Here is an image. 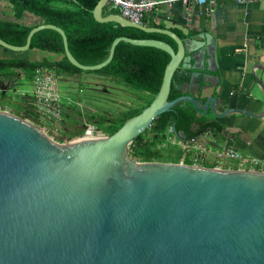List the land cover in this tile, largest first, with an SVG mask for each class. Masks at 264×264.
<instances>
[{
	"label": "water",
	"instance_id": "1",
	"mask_svg": "<svg viewBox=\"0 0 264 264\" xmlns=\"http://www.w3.org/2000/svg\"><path fill=\"white\" fill-rule=\"evenodd\" d=\"M109 2L96 4V22L165 35L176 50L159 40L118 37L103 62L83 66L69 52L64 31L51 24L32 28L23 46L0 39V47L25 52L35 33L55 31L68 62L82 71L105 67L119 42L170 56L150 104L110 136L63 138L0 109V264H264V174L135 162L128 156L132 141L179 103L219 119L253 114L217 113L213 97L202 103L186 94L168 101L175 72L195 68L187 39L130 22L115 5L118 13L104 16ZM0 89L4 93L7 86L0 82Z\"/></svg>",
	"mask_w": 264,
	"mask_h": 264
},
{
	"label": "trees",
	"instance_id": "2",
	"mask_svg": "<svg viewBox=\"0 0 264 264\" xmlns=\"http://www.w3.org/2000/svg\"><path fill=\"white\" fill-rule=\"evenodd\" d=\"M11 5L12 19L0 17V39L13 46H23L30 30L39 24H25L18 22L25 15H31L41 20L40 24H51L62 29L67 38L69 52L73 58L83 66L97 65L103 62L109 53L114 39L127 37L131 39H152L169 44L176 50L175 42L169 37L157 33H144L134 28L122 27L114 23H98L94 20L92 11L99 0H5ZM146 24V20H143ZM149 27L164 29L163 26L148 23ZM175 33L182 41L193 36L183 34L180 30L168 29ZM36 49L62 55L58 61H30L24 58L0 59V81L9 83L15 71H22L25 78L31 80L37 70L53 71L57 75L77 76L82 73L95 74L119 81L135 90L150 95L141 108L124 112L120 117L111 121L107 128V136L113 135L124 122L138 115L147 107L159 91L163 73L170 61L165 52L151 47L133 46L119 42L112 60L97 71H82L72 66L64 56L61 36L52 30H41L35 33L30 42L29 50ZM192 70L179 69L172 78L168 101L186 95L183 86L190 81ZM9 87V86H8ZM7 92V91H6ZM6 92L0 89V99H4ZM204 102V100H202ZM30 111V110H29ZM20 114L19 112H14ZM89 122L93 116H87ZM169 128L182 133L183 141L199 139L208 133H223L224 126L220 124L210 112L200 114L189 102H182L170 111L159 115L151 126L144 132H150L151 138H144V133L137 136L129 145L128 156L134 161L154 162L160 160L158 149L153 148L155 142L164 137ZM82 130L72 133L65 132L66 138H77ZM174 133V132H173ZM181 152L175 161H179ZM177 161V163H178ZM187 163H189L187 161Z\"/></svg>",
	"mask_w": 264,
	"mask_h": 264
},
{
	"label": "crops",
	"instance_id": "3",
	"mask_svg": "<svg viewBox=\"0 0 264 264\" xmlns=\"http://www.w3.org/2000/svg\"><path fill=\"white\" fill-rule=\"evenodd\" d=\"M214 1L213 12L208 11L207 5L196 3H163L145 16V23L193 34L186 40L187 56L194 58L192 73L197 75L184 85L186 94L202 103L208 97L215 98L217 113L237 109L253 114L232 113L216 118L224 132L205 134L198 141L211 144L213 151L230 147L264 160V1ZM112 6L110 1L103 10L104 16L118 13ZM61 58L55 54L48 61Z\"/></svg>",
	"mask_w": 264,
	"mask_h": 264
},
{
	"label": "rangeland",
	"instance_id": "4",
	"mask_svg": "<svg viewBox=\"0 0 264 264\" xmlns=\"http://www.w3.org/2000/svg\"><path fill=\"white\" fill-rule=\"evenodd\" d=\"M0 17L12 19L11 5L5 0H0ZM18 22L40 25L41 20L27 14ZM0 52L1 58H24L30 61L55 58V54L51 52L36 49L12 52L0 47ZM45 71L47 70L41 71L40 74H44ZM56 76L58 77L56 91L60 96L59 108L62 116L59 123L56 122L54 125L43 116L29 111L30 98L27 95H25L27 97L22 96V93H29L32 86L22 71H15L10 85L6 83L8 84L7 92L5 98L0 99V109L19 112L59 137L66 138L64 133L68 131L71 134L79 130L84 131L85 124H92L96 129L97 136H107L106 130L111 125V121L120 117L124 112L143 107L150 99V95L145 92L135 90L111 78L96 77L95 74L82 73L77 76L56 74ZM87 116H93L94 120L89 122ZM144 138H151V133H144ZM153 148L158 149L161 155V159L154 162L177 164L178 160L174 159L178 156L179 148L176 139L168 131L164 137L155 142Z\"/></svg>",
	"mask_w": 264,
	"mask_h": 264
},
{
	"label": "built area",
	"instance_id": "5",
	"mask_svg": "<svg viewBox=\"0 0 264 264\" xmlns=\"http://www.w3.org/2000/svg\"><path fill=\"white\" fill-rule=\"evenodd\" d=\"M113 5L120 10V15L130 22L147 26L143 20L145 16L152 12L161 4H172L180 2L188 6L190 3L199 5H207L209 12H213L216 7L214 0H110ZM237 4H251L264 0H233ZM44 69L37 70L30 81L32 89L29 93H22V96L27 95L30 98V112L43 116L50 123L55 125L61 121L60 96L56 91L58 77L53 71H45ZM25 96V97H27ZM168 133L174 136L178 145L181 156L177 164L190 166L200 169H215L228 171H248L253 173L264 174V160L246 156L233 148L222 147L213 151L211 144H203L198 139H190L183 141L177 138L172 129L169 128ZM97 137V132L92 124H85V129L78 139H87ZM212 155V159L211 158ZM187 161L189 163H187Z\"/></svg>",
	"mask_w": 264,
	"mask_h": 264
},
{
	"label": "flooded vegetation",
	"instance_id": "6",
	"mask_svg": "<svg viewBox=\"0 0 264 264\" xmlns=\"http://www.w3.org/2000/svg\"><path fill=\"white\" fill-rule=\"evenodd\" d=\"M0 82H2V81H0ZM2 83H3V86H7L8 85V84H6L7 82L6 83L2 82Z\"/></svg>",
	"mask_w": 264,
	"mask_h": 264
}]
</instances>
